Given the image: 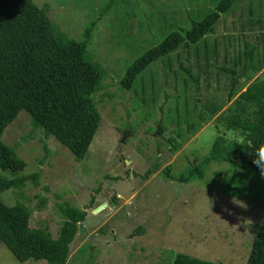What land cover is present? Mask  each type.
<instances>
[{
    "label": "rangeland",
    "instance_id": "374dc122",
    "mask_svg": "<svg viewBox=\"0 0 264 264\" xmlns=\"http://www.w3.org/2000/svg\"><path fill=\"white\" fill-rule=\"evenodd\" d=\"M34 1L49 6L55 26L70 38L84 40L95 23L88 50L104 72L95 96L102 121L85 160L78 162L69 148L35 130L28 112H20L2 139L27 163L16 176L36 173L39 179L5 191L3 201L26 204L33 211L32 225L49 228L55 238L63 205L87 208L67 264H172L178 253L247 264L264 220V172L214 161L202 166L200 177L173 178L187 176L191 163L198 165L211 152L219 134L214 112L223 105L225 111L254 80L264 79V67L259 69L264 0L237 1L221 15L215 33L152 63L131 89L122 82L136 59L173 32L185 34L221 0ZM247 42L260 43L259 71L250 67L234 83L221 67L242 73ZM191 72L200 76V89ZM222 134L230 142L241 140L233 131ZM172 163L168 177L163 169ZM0 264L47 262H20L0 244Z\"/></svg>",
    "mask_w": 264,
    "mask_h": 264
},
{
    "label": "trees",
    "instance_id": "16d2710c",
    "mask_svg": "<svg viewBox=\"0 0 264 264\" xmlns=\"http://www.w3.org/2000/svg\"><path fill=\"white\" fill-rule=\"evenodd\" d=\"M237 1L240 0H221L214 11L194 23L185 34L173 32L136 59L127 71L123 86L131 89L152 63L183 46L197 45L215 33L221 15ZM49 11V6L40 7L34 0H0V170L14 175L8 177L0 173V244H4L20 262L67 264L71 245L87 219V208L79 209L70 203L63 205L60 210L64 220L55 238L49 228L32 225L33 211L26 204L7 205L2 199L5 191L22 189L28 181L37 183L39 179L36 173L16 176L25 170L27 163L16 146H10L2 139L20 112H28L34 129L42 130L46 137H53L69 148L78 162L85 160L102 121L95 96L103 88L104 72L88 50L95 23L87 28L84 40L79 41L56 27ZM258 44L246 43L242 73L235 67H221L231 74L234 83L239 76L244 77L245 72L248 74L250 67L258 71L264 67V60L259 69L255 65ZM240 61L242 57H239ZM190 75L200 89V76H193L192 72ZM223 107L214 112L215 116L219 114L214 117L219 134L211 152L198 165L191 163L187 176L173 179L186 182L200 177L202 166L214 161H225L238 169L264 172V163L261 166L256 163L264 155V79L254 80L228 109L222 111ZM164 130L165 127L160 125L158 133L162 134ZM224 130L238 133L241 140L228 141L222 134ZM176 142L173 151L180 148ZM172 166L173 163L163 169L168 177ZM159 167L158 164L149 169L145 178ZM172 264L222 263L178 253ZM247 264H264V220L255 235Z\"/></svg>",
    "mask_w": 264,
    "mask_h": 264
},
{
    "label": "water",
    "instance_id": "95a60500",
    "mask_svg": "<svg viewBox=\"0 0 264 264\" xmlns=\"http://www.w3.org/2000/svg\"><path fill=\"white\" fill-rule=\"evenodd\" d=\"M120 154H121V156L123 157V154H122V152H120ZM125 164H127V163H130L129 161H127L126 159H125V162H124ZM106 207V204L105 205H102V206H100L99 208H97L96 210H94L93 212H94V214H99L104 208Z\"/></svg>",
    "mask_w": 264,
    "mask_h": 264
},
{
    "label": "clouds",
    "instance_id": "9594fccd",
    "mask_svg": "<svg viewBox=\"0 0 264 264\" xmlns=\"http://www.w3.org/2000/svg\"><path fill=\"white\" fill-rule=\"evenodd\" d=\"M260 166L262 163H264V155L261 156L260 160L256 161Z\"/></svg>",
    "mask_w": 264,
    "mask_h": 264
},
{
    "label": "crops",
    "instance_id": "0c3cea01",
    "mask_svg": "<svg viewBox=\"0 0 264 264\" xmlns=\"http://www.w3.org/2000/svg\"><path fill=\"white\" fill-rule=\"evenodd\" d=\"M236 63V62H235Z\"/></svg>",
    "mask_w": 264,
    "mask_h": 264
}]
</instances>
